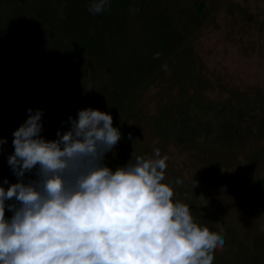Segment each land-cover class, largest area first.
I'll list each match as a JSON object with an SVG mask.
<instances>
[{
	"label": "rangeland",
	"instance_id": "1",
	"mask_svg": "<svg viewBox=\"0 0 264 264\" xmlns=\"http://www.w3.org/2000/svg\"><path fill=\"white\" fill-rule=\"evenodd\" d=\"M94 2L0 0L12 154L29 108L46 140L79 110L106 112L121 132L107 167L159 149L173 201L224 239L213 264H264V0H107L100 13Z\"/></svg>",
	"mask_w": 264,
	"mask_h": 264
},
{
	"label": "clouds",
	"instance_id": "2",
	"mask_svg": "<svg viewBox=\"0 0 264 264\" xmlns=\"http://www.w3.org/2000/svg\"><path fill=\"white\" fill-rule=\"evenodd\" d=\"M106 3L96 0L89 11L100 13ZM28 113L8 159L20 182L0 187V264H213L224 239L173 201L163 182L168 157L159 149L155 158L137 156L113 170L104 158L121 132L110 114L79 110L69 130L46 140L42 110ZM34 168L37 178L24 183ZM12 198L19 203L7 205L14 213L7 219Z\"/></svg>",
	"mask_w": 264,
	"mask_h": 264
},
{
	"label": "water",
	"instance_id": "3",
	"mask_svg": "<svg viewBox=\"0 0 264 264\" xmlns=\"http://www.w3.org/2000/svg\"><path fill=\"white\" fill-rule=\"evenodd\" d=\"M0 140H5L4 137L0 135ZM12 155V150L9 143L0 144V187H4L7 190L12 184L20 182V179L14 174L11 166L8 163L9 157ZM37 178L36 172L33 170L31 172H26L23 177V182L28 183L30 180H35ZM7 180L8 183H4ZM19 202L15 198L5 201V217L11 219L13 216V211L9 210L7 205L18 204Z\"/></svg>",
	"mask_w": 264,
	"mask_h": 264
}]
</instances>
